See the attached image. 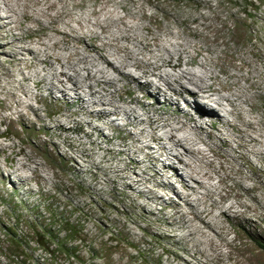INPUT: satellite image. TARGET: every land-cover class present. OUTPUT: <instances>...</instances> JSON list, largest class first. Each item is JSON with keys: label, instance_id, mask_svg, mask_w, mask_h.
Returning a JSON list of instances; mask_svg holds the SVG:
<instances>
[{"label": "rangeland", "instance_id": "rangeland-1", "mask_svg": "<svg viewBox=\"0 0 264 264\" xmlns=\"http://www.w3.org/2000/svg\"><path fill=\"white\" fill-rule=\"evenodd\" d=\"M3 1L5 0H0V15H4ZM22 1L9 0V4L14 9L12 17L16 20L13 24L15 28L0 29V47H3L5 53L21 52V57L29 66L25 68L23 64H20L18 66L20 71L10 66L13 77L8 79L2 76L0 79V84L12 90L16 95L15 99L23 103L18 107L16 103H13L14 98L0 93V98H6L5 104L10 106V109H7L0 105V133H3L0 136V147L2 144V146H7L20 143L27 146L28 151L34 152L33 154L37 155L39 161L45 165L44 170L50 173L48 175L52 178V182L49 181L44 187L34 180L29 184L21 183L7 167L12 163L4 161V157L10 154V150L7 149L4 154L0 153V163H2L0 166L4 170H1L4 180L0 177V223L5 227L15 226V234L24 242H28L27 246L24 244L18 248L11 245L9 239L0 232V264H184L185 262L189 264H215L217 262L218 264L220 261L208 248L203 237L199 233L191 234L194 230L193 227L189 229L190 224L183 223L178 215L169 219L170 225L165 223L162 212H160L162 207H165L164 213L167 212V216H171L182 208L184 210L188 208L172 191H164L160 188L158 191L162 200L158 201V204L147 202L148 199L144 197H137L134 200L131 195L139 190H146V187L136 184L134 189H128L123 181L115 176L117 168L122 167L119 159L122 157L127 161L128 158V152L121 156L118 155L121 149L125 150L124 144L131 151L140 149L142 144L139 140L156 150L162 146L160 143L162 141L151 139L148 124L124 125L126 118L120 112L119 120L114 122L111 128L105 126L109 119L114 118L110 115L96 122L102 125L101 131L90 130L85 123L82 124L80 130L78 123L89 119L84 112L78 111L80 103L68 98L67 101L60 100V93H55L53 96L55 98H52L43 85L38 89L33 88V82L38 78L46 77L47 79L49 77L45 73L48 69L41 72L44 64H36L23 48L30 47L34 52H38L39 49L44 48L39 43L44 42L51 45L56 38L51 29L56 26L68 36L65 38L61 35L57 36L60 43L47 49L48 54L54 53L64 58L76 49L81 54L96 56L93 52L86 51L85 46L86 44L100 45L102 41H105L103 35L99 36V39L91 40L89 36H84L78 30V23L89 25V22L98 20L109 32L104 35L109 39L108 36L117 35V29L121 27L119 23L114 22L116 16L113 15L116 14L123 17L128 25L136 24V29L132 33L139 38L144 37L151 41L152 36L146 30L150 27L157 42L161 45L165 42L167 44L168 42L183 44L187 42L189 45L207 46L214 57L219 56L221 51L236 48L237 56H242L241 58L244 57L247 61L261 66L264 61L258 57V54L263 53L264 55V0ZM43 11L45 16L40 17L39 14ZM23 12L27 15L25 18L21 17ZM33 19L39 21V24L33 23ZM53 21L55 23L50 24ZM3 22L0 20V26ZM90 26H88L89 29L92 28ZM28 27L33 29V35L18 41L17 39L25 33ZM194 28L199 30V35L192 33L195 31ZM188 29L191 30L189 36L183 34L188 33ZM175 35L177 38L173 37ZM73 37H76L77 41H72ZM8 42L13 45L5 47ZM117 42L119 46L133 47L135 52L141 49L142 53L135 55L137 59L143 56L149 57L143 49V44H137L136 40ZM105 51L108 60L114 65L117 64L115 58L121 53L116 55L115 52L118 50L114 47H106ZM4 59V53L0 52V61ZM37 59H44L43 53L39 52ZM53 67L57 71L60 70L57 63H53ZM79 67L82 65H78L77 69ZM123 70L135 77L138 83H144L145 78H138V71L132 68ZM36 71L40 74L36 75ZM79 73L80 75L85 74L83 70H79ZM24 75L30 79L22 80ZM148 78L154 80L152 76ZM118 83L122 86L120 90L122 101L129 103L130 90L135 88V84L130 83L129 79L124 77ZM148 89L154 91L153 87H148ZM83 90L80 89L77 93L87 101V93ZM23 91L29 96L28 101L31 107L38 110L43 123L35 121L36 117L31 110L28 112L34 118L33 123L20 120L17 112L26 111L24 105L27 98ZM138 95L144 96L141 92ZM114 97L117 98L116 95ZM155 100L159 101V106L155 110L157 113L174 112L173 108L162 103L164 100L162 95L157 96L156 99H142L145 103L153 105ZM189 101H191L190 98ZM179 106H183L181 101ZM219 114L223 115L224 112L219 111ZM56 119L60 126L57 129ZM36 131L40 133L37 137L34 135ZM152 135L165 137L163 129H157ZM200 137L205 136L202 134ZM214 139L212 137L207 140L206 144L213 146L216 144ZM43 142H45V147ZM53 145H58V150H54ZM47 151L53 152V156L51 157ZM146 151L147 149L144 153ZM155 155L159 158L160 164L174 166L175 170H168L167 176L174 179L177 174L184 181L188 180L183 165L178 163L177 159L170 156L169 158L158 156L156 153ZM135 158L141 160L144 155L136 153ZM249 158L259 171L257 174L260 183L255 179L256 172H248L244 168L242 173H247L251 179L243 181V184L247 187L257 185L258 191L254 189L249 192V195L243 193L242 197H237L238 199L229 198L228 203L246 202L252 206V209L249 214L250 220L247 222L231 219L225 222L230 233L222 236L219 243L223 245V253L230 255L231 259H228L229 261L224 259L221 264H236V259H243V255L239 252L243 244L248 246L251 250L249 252L254 254L252 256L250 254L251 264H264V252L258 246V244L264 245V157L258 156L259 160H257L253 155H249ZM134 171L136 174L148 171L144 175L146 179L151 173L147 165H140ZM233 173L236 172L233 171ZM43 175L45 176L44 172ZM239 177L237 174H232L233 179L229 181L230 189L234 193H242L238 186V182H242ZM127 182L134 184V180ZM152 183L154 184L150 182L151 185ZM150 184L148 183L147 186ZM175 187L180 190L178 184ZM254 195L261 196L258 197L260 199L258 203L252 200ZM191 199L192 197L189 198L188 204L193 205L194 202ZM50 210L53 213H50ZM37 216L39 218H36ZM32 219L45 224L32 229L27 222ZM36 238L41 239L43 247L51 252L46 253L40 248L35 242ZM54 242L59 243L62 248L56 250L52 244ZM64 249L68 251V254L63 253ZM71 254L74 256L70 257ZM245 254H247L246 251Z\"/></svg>", "mask_w": 264, "mask_h": 264}, {"label": "bare ground", "instance_id": "bare-ground-1", "mask_svg": "<svg viewBox=\"0 0 264 264\" xmlns=\"http://www.w3.org/2000/svg\"><path fill=\"white\" fill-rule=\"evenodd\" d=\"M22 2L26 6L24 1ZM3 4L4 15H0V20L4 22L0 29L9 28L11 30L15 28L13 24L16 23V20L12 17L14 9L9 4V0L3 1ZM39 15L44 17L45 12L43 11ZM26 16L25 12L21 14L22 18ZM113 16H116L114 22L119 23L121 27L117 29V35L111 36L109 34V39L104 36L108 31L98 20L89 22V25L78 23V30L84 36H89L91 40L99 39V36L103 35L105 41H102L100 45L86 44L85 46L86 51L93 52L96 56L86 53L81 54L76 49L64 58L58 54H48L47 49L60 43L57 36L61 35L63 38L68 36L66 32L61 31L56 26L51 29L55 34L54 37H56H52L54 40L51 45L44 42L39 43L44 48L39 49L38 52H34L30 47L23 48L24 52L29 54L36 64H44V67L40 70L41 72L48 69V72L45 71V73L49 77L47 79H45L46 77L38 78L33 82V88L38 89L43 85L52 98H55L53 97L55 93H60V100L67 101L71 99L79 102L80 108L78 111L84 112V115L89 118L78 123L80 130L82 124L85 123L90 130L101 131L102 125H98L96 122L108 118L110 115L114 118L109 119L105 126L111 128L114 122L119 120L120 112L126 118L124 125L136 126L147 123L150 128L151 139L162 141L160 142L162 146L156 150L150 147L149 144L139 140L142 144L140 149L131 151L124 144L125 150L121 149L118 155L121 156V154L128 152V158L127 161L122 157L119 159L122 167L117 168L115 176L123 181L128 189H134L136 184L146 187V190H139L131 195L134 200L137 197H144L148 199L147 202L158 204V201L162 200L158 191L160 188L164 191H172L188 208L186 210L182 208L180 211L174 209L176 212L171 216H167V212L164 213L165 207H162L160 212H162L165 223L170 225L169 219L178 215L183 223L190 224L189 229L193 227L194 232H191V234L199 233L203 237L205 243L209 246L208 248L220 261L218 264H221L224 259H231L230 255L223 253V245L219 243L222 236L230 233V230L225 226V222H227V219L247 222L250 220L249 214L252 209V206L246 202L228 203L229 198L238 199L237 197H242L243 193L249 195V192L254 189L258 191L257 185L253 187L244 186L243 181L250 180L251 176L242 173V170L246 168L248 172H256L254 174L255 179L260 183L257 167L250 161L249 155H253L257 160H259L258 156L264 157V77H262L264 64L261 66L253 64L244 57L237 56L235 54L236 48L221 51L219 56L214 57L211 55V49L207 46L189 45L187 42L186 44L181 42H168L169 44H167L165 42L164 45H161L157 42L151 28L147 27L148 34L152 36L151 43L146 38H139L135 33V35L132 33L136 29V24L131 23V25H128L123 17L116 14ZM33 21V23L39 24L36 19H33ZM53 23L55 21L50 22V24ZM88 26L92 28L89 29ZM194 30L192 33L199 35V30L196 28ZM190 33L191 30L188 29V33L184 32L183 34L189 36ZM172 34L170 35L172 36ZM32 35L33 29L28 27L17 40L22 41ZM176 35L173 37H176ZM71 39L77 41L76 37ZM130 39L136 40L137 44H143V49L149 54V57L143 56V58L137 59L135 55L141 54V49L139 52L138 50L135 52L133 47L117 45L119 40L128 41ZM11 45L13 44L8 42L5 47ZM106 47L116 48L118 50V52H115L116 55L121 53L115 58L117 64L114 65L108 60V55L105 54ZM0 52L5 55V59L0 61V79L2 76L8 79L13 77L10 66L15 67L18 71H20L18 69L20 64H23L25 68L29 67L28 63L25 62L26 60L21 57V52L5 53L3 47H0ZM39 52L43 53L44 59H37ZM258 55L264 61L263 53ZM173 57H175V60H173ZM199 57L200 59H198ZM53 63H57L60 70H55ZM78 65H82V67L77 69ZM127 68L138 71V78H145L144 83H138L134 79L135 77L123 70ZM79 70H83L85 74L80 75ZM156 71L159 72L156 73ZM45 73L44 75H46ZM35 74L38 75L40 72L36 71ZM148 76H152L154 80L149 79ZM122 77L128 78L130 83L135 84V88L130 90L131 99L129 103L123 102L121 99L120 90L122 86L118 85V82ZM29 79L24 75L22 80ZM148 87H153L154 91H149ZM80 89H84L83 91L87 93V101L77 93ZM139 92L143 93L144 96H139ZM0 93L3 95L8 94L14 98L15 102L13 101V103H16L18 107L23 104L15 99L16 95L12 90H8L5 85L0 84ZM159 95L164 98L162 101L164 105L173 108V113H157L155 111L159 106L157 100L154 103V105H157L156 107L142 101L143 98L156 99ZM24 96L27 98L24 105L26 111L17 112L20 120L33 123L34 118L28 112V110H31L36 117L35 121L43 123V118L38 114V110L31 107L27 93L24 92ZM34 97L36 99L37 96ZM189 98L191 101H189ZM5 99L4 97L0 98V105L10 109V106L5 104ZM53 100L57 101V99ZM180 101L183 103L182 107L179 106ZM219 111H223L224 114H219ZM57 119L55 120L56 129L60 127ZM157 129H163L165 137L153 136L152 134ZM38 133L39 131L34 133L35 137L38 136ZM2 134L0 133V136ZM202 134L205 139L200 137ZM212 137L215 138L216 144L210 147V144L208 146L206 141L212 139ZM42 144L45 147V142ZM2 145L0 153L4 154L7 149L10 150V154L4 157V161L12 163L6 165L21 183L29 184L30 181L34 180L44 187L49 181L52 182V178L48 175L50 173L44 170L45 165L39 161L37 155L33 154L34 152L30 153L28 151L27 146L25 147L21 143ZM53 147L54 150H58L59 146L53 145ZM146 149L147 151L144 153ZM47 153L51 157L53 156V152L47 151ZM136 153H142L144 158L141 160L136 159ZM155 153L158 156L168 158L170 156L177 159L178 163L183 165L188 180L184 181L177 174L174 179L167 176L168 170H175L174 166L165 163L160 164ZM65 159L68 160L67 157ZM140 165H147L151 171L148 179L144 178L148 171H141L140 174L135 173L134 169ZM1 170L3 169L0 166V177L4 180L2 176L4 170L2 172ZM233 171L236 173H233ZM28 172L30 175H28ZM232 174L240 176L239 179L242 182H238V186L242 193L231 191L229 181L233 179L231 178ZM128 180H134V184L128 183ZM150 182H154V184L151 185ZM148 183L150 186H147ZM176 184H178L180 190L176 189ZM190 197L194 202L193 205L188 204ZM258 197L261 196L254 195L252 200L258 203L260 200ZM245 251L247 254H245ZM249 251H251L250 248L243 244L239 252L244 257L242 256L243 259H236V264H251L250 254L251 256L254 254ZM184 264L189 263L185 262Z\"/></svg>", "mask_w": 264, "mask_h": 264}, {"label": "trees", "instance_id": "trees-1", "mask_svg": "<svg viewBox=\"0 0 264 264\" xmlns=\"http://www.w3.org/2000/svg\"><path fill=\"white\" fill-rule=\"evenodd\" d=\"M12 210L14 211L15 210V206L14 208H12ZM50 213H53L51 210L49 211ZM36 218H39L38 216ZM28 224L31 226L32 229H36V227L38 226H43L45 223L43 222H38L36 219H32L31 220H28L27 221ZM0 229H1V233L3 236L7 237L9 239V243L13 246H17L18 248L21 247L22 245H28V242H24L22 239L19 238L18 235L15 234V226H8V227H5L2 223H0ZM50 238V237H49ZM47 240H49L47 238ZM54 241V240H53ZM36 244L40 246V248H42L44 251H46V253H50L51 250H48L47 248L43 247V244H42V241L41 239L39 238H36L35 240ZM54 246H55V249L58 250L59 248H62V246L57 243V242H54L52 243ZM259 248L264 252V245H259ZM63 253H67L68 254V251H66V249H64ZM74 255H70V257H73Z\"/></svg>", "mask_w": 264, "mask_h": 264}]
</instances>
